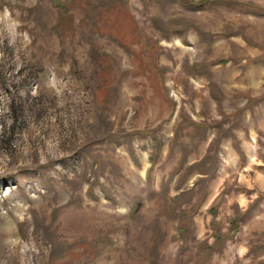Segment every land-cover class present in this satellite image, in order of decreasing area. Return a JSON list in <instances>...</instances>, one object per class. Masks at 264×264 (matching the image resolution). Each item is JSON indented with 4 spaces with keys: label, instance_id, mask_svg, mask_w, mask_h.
<instances>
[{
    "label": "rangeland",
    "instance_id": "rangeland-1",
    "mask_svg": "<svg viewBox=\"0 0 264 264\" xmlns=\"http://www.w3.org/2000/svg\"><path fill=\"white\" fill-rule=\"evenodd\" d=\"M0 264H264V0H0Z\"/></svg>",
    "mask_w": 264,
    "mask_h": 264
}]
</instances>
